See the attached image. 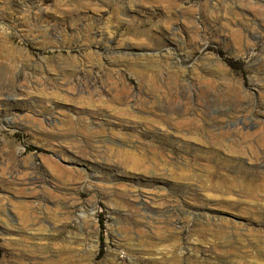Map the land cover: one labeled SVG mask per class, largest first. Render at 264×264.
<instances>
[{"label": "rangeland", "instance_id": "374dc122", "mask_svg": "<svg viewBox=\"0 0 264 264\" xmlns=\"http://www.w3.org/2000/svg\"><path fill=\"white\" fill-rule=\"evenodd\" d=\"M161 263L264 264V0H0V264Z\"/></svg>", "mask_w": 264, "mask_h": 264}, {"label": "bare ground", "instance_id": "6f19581e", "mask_svg": "<svg viewBox=\"0 0 264 264\" xmlns=\"http://www.w3.org/2000/svg\"><path fill=\"white\" fill-rule=\"evenodd\" d=\"M179 98V97H178ZM190 118V117H189ZM172 119V118H171ZM182 123V122H181ZM236 126H238V125H236ZM181 128V127H180ZM178 130V129H177ZM119 152V151H118ZM121 152V151H120ZM122 153V152H121ZM131 153V152H130ZM133 154V153H132ZM123 155V154H122ZM125 156L124 157H129L130 155L129 154H124ZM134 157V156H133ZM129 159H133V158H131V156H130V158ZM16 184V183H15ZM235 184V183H234ZM239 185H241V184H239ZM248 185V184H247ZM246 185V186H247ZM238 186V185H237ZM26 189V188H25ZM33 189V188H32ZM249 194H250V192H248ZM31 208V207H30ZM169 262V261H168ZM161 264H164V263H161Z\"/></svg>", "mask_w": 264, "mask_h": 264}]
</instances>
